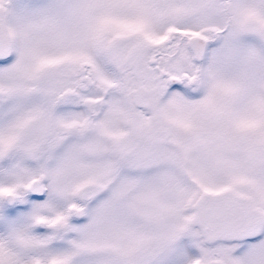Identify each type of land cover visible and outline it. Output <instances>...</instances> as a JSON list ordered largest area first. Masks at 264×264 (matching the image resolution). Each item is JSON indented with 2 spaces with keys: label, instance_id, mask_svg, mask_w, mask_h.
Instances as JSON below:
<instances>
[{
  "label": "snow or ice",
  "instance_id": "6c2138e0",
  "mask_svg": "<svg viewBox=\"0 0 264 264\" xmlns=\"http://www.w3.org/2000/svg\"><path fill=\"white\" fill-rule=\"evenodd\" d=\"M0 264H264V0H0Z\"/></svg>",
  "mask_w": 264,
  "mask_h": 264
}]
</instances>
